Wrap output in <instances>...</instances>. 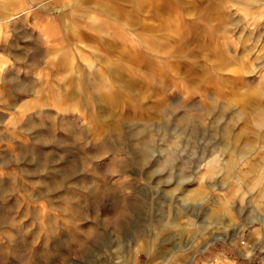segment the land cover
<instances>
[{"label":"rangeland","instance_id":"1","mask_svg":"<svg viewBox=\"0 0 264 264\" xmlns=\"http://www.w3.org/2000/svg\"><path fill=\"white\" fill-rule=\"evenodd\" d=\"M261 231L264 0H0V264H264Z\"/></svg>","mask_w":264,"mask_h":264},{"label":"crops","instance_id":"2","mask_svg":"<svg viewBox=\"0 0 264 264\" xmlns=\"http://www.w3.org/2000/svg\"><path fill=\"white\" fill-rule=\"evenodd\" d=\"M260 241H264V232H262V231L259 233V235L255 234L251 240H249L247 243H245L246 246L241 247L242 254L247 256V257L251 256L253 253H251L250 250L256 249L255 247H257V245ZM224 264H231V263L225 261Z\"/></svg>","mask_w":264,"mask_h":264},{"label":"bare ground","instance_id":"3","mask_svg":"<svg viewBox=\"0 0 264 264\" xmlns=\"http://www.w3.org/2000/svg\"><path fill=\"white\" fill-rule=\"evenodd\" d=\"M140 253H146V254H148V252H147V250H146V247L145 246H143V245H141V247H140Z\"/></svg>","mask_w":264,"mask_h":264}]
</instances>
